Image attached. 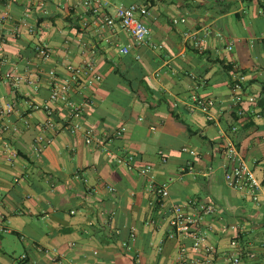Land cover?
Listing matches in <instances>:
<instances>
[{
  "label": "crops",
  "instance_id": "obj_1",
  "mask_svg": "<svg viewBox=\"0 0 264 264\" xmlns=\"http://www.w3.org/2000/svg\"><path fill=\"white\" fill-rule=\"evenodd\" d=\"M112 3L148 8L146 44L134 46L119 26L104 24L113 5L95 12L85 0H0V102L13 104L8 118L17 128L0 134V264L203 261L189 237L169 236L171 205L195 209L189 200L215 209L203 228L217 252L202 264H231V251L242 253L243 264L264 263V206L224 177L228 146L264 175V0ZM126 44L130 52L120 53ZM41 46L52 51L49 60L37 55ZM88 59L94 69L71 98L84 108L92 144L84 131L69 130L64 105H55L51 128L48 113L35 107L49 99L50 70L63 81ZM229 65L247 76L244 117L234 106ZM7 72L24 82L14 88ZM94 73L102 78L90 84ZM46 139L36 154L34 144ZM152 180L167 184L162 204Z\"/></svg>",
  "mask_w": 264,
  "mask_h": 264
},
{
  "label": "built area",
  "instance_id": "obj_2",
  "mask_svg": "<svg viewBox=\"0 0 264 264\" xmlns=\"http://www.w3.org/2000/svg\"><path fill=\"white\" fill-rule=\"evenodd\" d=\"M85 4L95 12H99L103 8H107L113 5L112 0H85ZM114 6V5H113ZM260 13L264 15V8L260 9ZM149 14V10L145 5L139 3L130 4H118L114 6V12L104 16V24L114 29L119 26L123 29L132 39L134 46H141L146 44L151 35V27L146 22V17ZM131 44L122 45L119 47V51L122 54H127L131 50ZM231 48V46H229ZM37 55L42 60H49L52 55V51L46 46H41L37 49ZM94 69V61L88 59L79 67H70V74L68 78L60 81L57 78L56 71L54 69L49 71L50 78V94L49 99L42 105H35L36 108H43L49 115L45 125L47 128L54 126L52 114L55 105L61 104L68 109L67 126L72 133L78 131H84L85 139L88 144L94 142V132L92 129L84 128L81 121L83 116V106L78 104L71 98V92L74 88L80 86L84 81L83 77L85 74H89ZM232 90H233V101L236 111L241 117L247 116L248 111L243 106V87L247 80L245 73L241 72L240 68L233 66L232 69ZM102 75L94 73L86 80L88 83L93 84L96 81H100ZM4 79L10 83L14 88L19 87L23 82L24 78L14 72H7L4 75ZM248 100L255 102L256 96L249 95ZM203 108L206 109L205 104L202 102ZM14 110V106L10 102H0V134L12 129L17 131L16 126L12 125L8 116ZM194 107H192V111ZM252 112V113H251ZM253 114L254 112L251 111ZM239 123V122H238ZM238 125L233 126V130H236ZM126 127H122L118 134L123 133ZM50 139L46 141H38L34 144L33 150L36 154L42 153L44 148ZM1 145V142H0ZM4 150L7 153L8 158H12L15 155L12 147L8 143L4 144ZM182 150L195 153L194 150L188 147H183ZM227 163L224 167V177L227 185L236 191L242 193L245 196H249L252 201L259 205L264 206V175L259 176L255 170L248 164L245 158L238 152L233 146H228L225 150ZM132 156L125 159H119V162L128 163L132 160ZM150 190L155 194L156 199L161 204L169 196V189L166 183H157L151 181ZM189 207L195 206V209H185L184 206L179 204H172L170 211L172 213L170 224L171 233L170 237L185 238L189 237L192 240V249L195 252H200L204 255L203 261L193 259L192 264H202L211 261L214 254L217 252L216 246L209 240L207 232L203 228V219L205 216L214 212V206L212 204L198 203L195 200H189ZM136 234L132 231L130 235V242H126L125 246L131 249L130 244L135 240ZM251 255V254H250ZM25 258V255L23 256ZM226 261L231 264H243L242 253L240 251H231L226 254ZM77 264V263H74ZM260 264H264L263 262Z\"/></svg>",
  "mask_w": 264,
  "mask_h": 264
},
{
  "label": "trees",
  "instance_id": "obj_3",
  "mask_svg": "<svg viewBox=\"0 0 264 264\" xmlns=\"http://www.w3.org/2000/svg\"><path fill=\"white\" fill-rule=\"evenodd\" d=\"M228 68H229V70H231V69H232V66H230V65H229V67H228ZM237 119H238V117H237Z\"/></svg>",
  "mask_w": 264,
  "mask_h": 264
},
{
  "label": "rangeland",
  "instance_id": "obj_4",
  "mask_svg": "<svg viewBox=\"0 0 264 264\" xmlns=\"http://www.w3.org/2000/svg\"><path fill=\"white\" fill-rule=\"evenodd\" d=\"M17 254L20 255V252H18Z\"/></svg>",
  "mask_w": 264,
  "mask_h": 264
}]
</instances>
